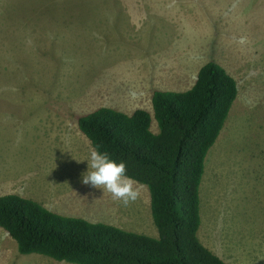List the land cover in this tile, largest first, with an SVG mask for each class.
<instances>
[{
    "label": "rangeland",
    "instance_id": "obj_1",
    "mask_svg": "<svg viewBox=\"0 0 264 264\" xmlns=\"http://www.w3.org/2000/svg\"><path fill=\"white\" fill-rule=\"evenodd\" d=\"M208 62L237 96L204 158L198 240L225 264H264V0H0V197L155 237L145 187L123 207L82 183L75 120L150 113L153 91L187 90ZM0 264L65 263L17 254L0 230Z\"/></svg>",
    "mask_w": 264,
    "mask_h": 264
},
{
    "label": "trees",
    "instance_id": "obj_2",
    "mask_svg": "<svg viewBox=\"0 0 264 264\" xmlns=\"http://www.w3.org/2000/svg\"><path fill=\"white\" fill-rule=\"evenodd\" d=\"M236 96V82L208 62L187 90L153 91L150 113L97 108L76 118V130L90 148L124 162L126 175L146 186L155 237L59 216L17 195L0 197V230L17 254L58 263L225 264L198 240V190L205 155Z\"/></svg>",
    "mask_w": 264,
    "mask_h": 264
},
{
    "label": "clouds",
    "instance_id": "obj_3",
    "mask_svg": "<svg viewBox=\"0 0 264 264\" xmlns=\"http://www.w3.org/2000/svg\"><path fill=\"white\" fill-rule=\"evenodd\" d=\"M88 171L82 176V183L110 194L111 199L123 207H128L141 196L137 181L126 175V164L110 159L107 152L91 147L87 158Z\"/></svg>",
    "mask_w": 264,
    "mask_h": 264
},
{
    "label": "crops",
    "instance_id": "obj_4",
    "mask_svg": "<svg viewBox=\"0 0 264 264\" xmlns=\"http://www.w3.org/2000/svg\"><path fill=\"white\" fill-rule=\"evenodd\" d=\"M174 59H176V60H180V61H183V60H181L180 58H174ZM174 63H176L175 64V74H179V75H182L183 73H185L186 72V63H184V62H174ZM76 128V127H75ZM27 194H28V192H27ZM13 195V194H12ZM19 196V195H18ZM26 199V198H25ZM28 200H31V199H28ZM32 201V200H31Z\"/></svg>",
    "mask_w": 264,
    "mask_h": 264
}]
</instances>
